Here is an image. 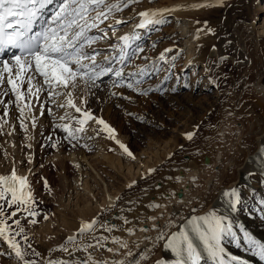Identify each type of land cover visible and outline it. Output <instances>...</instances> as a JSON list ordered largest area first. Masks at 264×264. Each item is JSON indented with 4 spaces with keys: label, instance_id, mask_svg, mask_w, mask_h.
I'll return each instance as SVG.
<instances>
[{
    "label": "rangeland",
    "instance_id": "obj_1",
    "mask_svg": "<svg viewBox=\"0 0 264 264\" xmlns=\"http://www.w3.org/2000/svg\"><path fill=\"white\" fill-rule=\"evenodd\" d=\"M184 2L197 4L204 3L205 0H139V2L130 3L123 11L115 12L110 20L108 19L100 25V28L107 30V38L98 40L92 45V48L100 52V55L96 58L97 63L104 61L106 57L119 56V49L123 47V44L119 47L115 46L116 41L110 37L116 33L118 35L119 33H125L129 29L127 28L129 24L136 22L140 18L139 12ZM260 5L264 7V0H225L223 6L216 7V12L212 16H202V10L198 11L199 15L195 12L194 15H189V17L180 21L175 16L169 15L166 17L168 18L167 23L150 26L151 28L149 27L147 32L142 29L141 34H145V37L139 41V44L137 43V46L143 48L142 52L132 56L131 52L133 50H125L129 55L128 59L123 62V70L125 74H132L126 75V81L131 82L134 86L133 88H129L119 82L114 86L113 81H116L117 78L113 76L111 78L104 77L102 82L97 81L99 86H90V91L87 94L83 92L82 85L76 89H68L78 97V100H82L83 103L84 101L87 102L86 107L88 109L86 111H91V115L95 116L94 118L106 121L115 130L118 141L127 146L135 157L134 159L125 153L116 140L112 141L109 133L104 130L103 125L98 124L96 121L95 123L98 125H95L94 128L91 127V122L87 121L83 125L85 129L83 132L75 131V129L81 127L77 123L79 118L76 116H71L70 118L72 111H70L71 108L69 106H58L60 103V105L66 103L64 101L68 99V90H63L62 94L55 97L48 95L50 90L46 91L48 93L46 101H43L44 98L42 97L36 98L37 95L34 98L32 97L31 105L35 102L39 108L42 103L44 104V110L41 107L33 110V114L37 112L35 128L33 127L35 131L29 129L34 118H32L31 122L29 113L22 107L21 102H13L11 104L13 111L11 117L13 118L14 115V119L17 122L19 121L18 125L12 128L13 131L6 127V122L2 120L0 115V132L6 129L2 132L3 135L0 134V143L7 148L10 144H12V148H15V145L19 147V154H14V157H10L11 159L5 156L6 154H2L3 156L0 157V169H4L9 175L15 170L18 176L27 177L28 185L35 201L31 205V210L38 213V215L33 217L28 212L19 211L15 217L7 220V223L11 225L8 234L19 243L21 251L25 253L26 260H34L36 264L43 263L44 249L38 248L40 240L34 237L35 232H42L45 230L44 226L49 225H51L50 229L52 232V227L56 229L55 227H57L60 218L66 212L69 216H74L73 208L76 209L78 206L86 204V202L91 205L97 204L96 200L92 198L93 196H90V193L88 194L86 190L92 193L93 191L97 193L101 190L98 198L103 201L107 192L111 194L124 192L129 189L132 181H134L133 184L138 183L141 180V173L138 177L136 176L137 179L135 177L132 178L131 176L133 175L128 174V168L137 163V158L145 160L149 156H155L160 158V163L164 162L166 164L169 157H174L176 153V159L179 158L178 160L180 158L185 160L191 153L196 156L206 152L204 155L209 156L212 153L210 151H213V153L215 151L214 154L219 156L216 150L209 149L211 148L209 144L212 142L207 136H210L209 132L212 131L210 128L216 129L218 127L222 129L224 126L227 129L230 126L229 130L232 133L229 132L231 135L227 133L224 136V133L221 134L219 130L220 134L218 135L217 144L221 140L223 143V140L225 141L226 138L230 137L227 140L229 142L227 144H231L230 148L229 145H227L228 147L226 146V148H229V152L238 148L239 143H236V141L240 142L241 147H248L252 154H257V152L261 151L260 149H264V134L261 135L263 140L262 147L260 146L262 144L258 143L259 135L254 133L257 122L253 114L249 113V110H252L251 106L246 109L245 114L239 116L240 118L233 117L231 120L229 118L228 120L227 116L222 114L221 106H219L237 97L240 100L242 97L247 99L250 97L251 99L252 96L255 98L256 95H262L261 97L264 98V94L260 89V85L264 88V61L262 60L264 58V38H260L257 32L261 28L260 26H263L264 20V8L262 9L263 11L259 10ZM56 6L57 4L51 9L49 14L53 13ZM130 15H132V18L129 17ZM117 20L125 23L117 24ZM205 22H207V27H205ZM113 26L116 29L115 33L113 32ZM188 27L192 31L189 36V32L186 33V30H189ZM208 27L214 29V34L207 32L206 35L204 33ZM199 29H203V31L199 32V38H197ZM92 31L95 36L103 35L102 32L96 29ZM201 34L207 38L206 40L210 41L209 45L204 44L205 39V41L199 42ZM188 40L189 43L193 41L191 57H194L196 53L206 56L210 62L208 70L205 64L201 62V59L197 63L192 62L187 65L185 51L187 52L189 48H187L186 44ZM211 42L213 48L219 49L218 55L209 53ZM111 45L115 47H110ZM166 49H171L172 51L166 52ZM87 51H91V49H87ZM160 51L164 52L165 59L158 61L156 59L160 55L158 53ZM172 57H175V60ZM150 61H152V65H149ZM85 62L87 63V61ZM140 62H143L142 65L148 67V71H152V66L155 64V70L153 69L152 73H146L141 77L144 72L136 68ZM112 66L113 68H119L121 64L113 62ZM136 76L141 81L139 85L135 83ZM37 86L42 87V82L38 81V84L34 85V93ZM148 89L151 90L148 91L147 95L140 94L142 90ZM155 89H159V91ZM172 89H175V91H172ZM25 94V96H35L26 91ZM86 95H88V98ZM59 96L60 99H58ZM14 99L16 98L14 97ZM21 108H23V112H21ZM37 114L41 115L40 118ZM77 114L82 118L79 113ZM41 117L43 121L39 122L38 120ZM64 125H68L74 131L75 138L68 135V132L64 130ZM262 125L264 127V122ZM188 133L193 134L191 140L186 138ZM6 136L12 139L10 140ZM4 137H6V140ZM232 137L234 138L232 139ZM10 141L13 142L11 143ZM222 145V148H224V143ZM145 151L148 153L146 152L145 154ZM29 153L32 157L24 158ZM179 155L180 157H178ZM18 158L22 160L19 162ZM262 158L264 160V154ZM10 165L11 167L16 166L15 169H10ZM158 165L159 163L154 166ZM263 174L264 170L251 171L250 176H247L241 183H238L239 181L236 183L238 187L236 186L237 188L235 189L239 191L240 195L242 194L243 198L248 196V194H250L252 200L257 197L261 198L258 196V188L264 189ZM79 181H82V183H77ZM85 181H87L88 187L86 190L83 189ZM220 194L213 201V205H215L214 212L216 215L220 212L233 218L238 208L233 209L231 205L220 202ZM81 195L82 197H80ZM81 198L83 199L80 200ZM244 203L241 200L238 205L240 206L241 204L243 206ZM261 204L259 205V210L264 209V205ZM15 207L8 208L5 205V216L0 217V219H6ZM45 216H47V219L44 218ZM96 217H98L97 214L92 216L91 219L87 218V222L95 220ZM17 219L20 221L19 226L14 223ZM33 219L37 222L31 223L30 221ZM142 221L145 220L142 219ZM151 223L147 229H150ZM20 228H23V232L16 235ZM144 233L150 237L151 243H149L148 248H152L154 245L152 243L156 242L155 239L149 233L145 231ZM69 237L53 239L46 247H49L48 250H50L63 242L67 243ZM223 243L222 247L225 249L226 256H237L248 261V259L230 252L223 246ZM137 245L139 246L138 243ZM143 247H140L142 252L134 261H138L139 264H151V261L146 259L148 254L146 257L144 256L146 251ZM35 253H39V255ZM111 254H114V251ZM0 264H23L2 239L0 241Z\"/></svg>",
    "mask_w": 264,
    "mask_h": 264
},
{
    "label": "bare ground",
    "instance_id": "obj_2",
    "mask_svg": "<svg viewBox=\"0 0 264 264\" xmlns=\"http://www.w3.org/2000/svg\"><path fill=\"white\" fill-rule=\"evenodd\" d=\"M56 4L57 3L54 2V4L50 8H48L46 12L49 13L51 9L55 7ZM197 4H201V3H197ZM178 5L191 6L194 4L192 2L175 3V4H170L168 6H160V8L157 6L158 8H155V9H164V8L174 9ZM263 8L264 7L260 5L259 10L263 11L262 10ZM152 9L153 8H151L150 10ZM201 10L203 11L202 16L204 17L207 15L212 16L216 12V7H207V8H199V9L185 7L177 11L167 12L164 15H165V18L168 17L169 15H173L176 17V19L178 18L180 21L186 17H189V15H194L195 12H197V14L199 15L198 11H201ZM113 14H115V12ZM113 14L110 15L109 20L113 17ZM132 15H130L129 17L132 18L131 17ZM263 18H264V15H263ZM167 19L168 18H166V20ZM140 21H141V17L138 18L136 22L129 24V26L127 27L129 29L128 30L126 29L127 31L125 33H119V35L118 33H116L115 35L110 37L112 40L116 41L115 46L119 47L121 44H123V47H124V42L123 40L120 39L121 37H124V36L131 37L134 35H139L140 39L131 40L130 41L131 48H127L125 50L130 51V50L136 49L137 43L139 44V41L142 40L143 37H145L144 36L145 34H141L142 31L145 30V32H147L149 30V29L142 30V28H138L137 25L140 23ZM49 23L51 26L55 27V25L52 24L51 18L49 20ZM262 25L263 26H260L261 27L260 29L257 28L259 30L257 32L260 38H264V20H263ZM188 28L189 30H186V33L189 32L188 34L189 36L191 35L192 31L190 30V27ZM207 32L208 31H205L204 33L207 35ZM89 35L90 36L93 35V31H91ZM204 39L206 40L207 38L204 35H202L200 37L199 42H203ZM186 44H187V48L189 47L187 52L185 51V54L187 56L186 58L187 65L188 63H192V62L197 63V61L201 59V62L205 64V67L208 70V68L210 67L209 66L210 62L209 60H207L206 56H202L200 53H196L194 57H191L192 55L190 54H191V51L193 50V47H192L193 41L189 43V40H188ZM204 44L209 45L210 41L206 40ZM110 47H113V46L111 45ZM158 53H160V55L157 56L156 60L159 61L161 60L160 59L161 54L164 52L160 51ZM209 53L211 55L219 54V49L213 48L212 42H211V46L209 47ZM9 60H11V58ZM262 60L264 61V58ZM142 63L143 62H140L136 66L137 70L144 72L142 73L141 77L145 75L146 73H152L153 69L155 70V67H156L155 64H153L152 66L153 67L152 71H148L147 69L148 67H146V65H142ZM149 65H152V61H150ZM210 77H209V80H210ZM40 78L41 77H38V76L35 77L32 81L33 85H35L36 83L38 84V81L41 83L42 78L41 79ZM137 79L138 78L136 76L135 80ZM211 81L213 82V80ZM6 87H10V86L5 85L4 87H0V93H3ZM27 87H28V84L26 82L22 86V90H26ZM82 88L85 94L89 93L88 92L90 91L89 89L86 91L83 85H82ZM260 89H261V92L264 94V88L262 85H260ZM56 91L62 94L63 89H56ZM33 93H34V89H33ZM47 94L48 93H46V91L41 90L37 94V97L36 95L35 96L28 95V96H25V100L23 101V103L21 102L22 107L25 109V111H27V113H29L31 122H32V118H34L33 122L31 123V126L29 125L30 126L29 129L31 130H33V127L35 128V119H36L35 117L37 113L36 111H34L36 113L33 114V110L35 108L39 109L40 107L41 108L44 107L43 103L39 106V108L36 106L35 102H33V104L31 105L32 99L34 97L36 98L42 97L44 98L43 101H46ZM53 96L55 97L58 95H53ZM87 96L88 95H86V97ZM261 96L256 95L255 98L252 96L251 99L250 97H248V99L245 97H242L240 100L237 97V98H233L232 101L219 105L221 106L222 114L227 116L226 118L227 119L229 118L230 120L233 117L237 118L240 115L245 114L247 111L246 109H248L249 106H251L252 110H249V113L251 112L253 114L257 122L256 127L254 128L255 129L254 133L259 135L258 137L259 144H262L263 140L261 139V135L264 134V127L262 125V123L264 122V98ZM14 97L15 95L13 93H8L7 95L0 94V100L4 101V104L0 105V115H1L2 120L6 122L5 124L6 127H8L11 130L12 128L16 127L19 122V121L17 122L14 119V115H13V118L11 117V113L13 112L11 104L15 101ZM67 98L69 99V97ZM58 99H60V96L58 97ZM71 99L74 101L77 107H80L82 109V111L91 113V111H86L88 109L86 107L87 102L84 101L83 103L82 100H78V97L75 96L73 92H72ZM67 100L64 101L66 102L64 103L65 106H67ZM70 108H71L70 111H72L70 118L71 116L73 117L76 116L77 118L81 119L80 116L77 114L78 112H76L74 108L72 107ZM15 109H16V105H15ZM79 114L81 115V113ZM37 115L40 118L41 115L39 114ZM41 120L43 121L42 117L38 121L40 122ZM87 121L91 122L92 124L91 127L93 128L95 127V125L99 124V123L98 124L95 123V121L97 122V118L88 119ZM229 127L230 126H228V129L225 126L222 127V129H219L218 127H217L218 129L210 128L212 129V131L209 132L210 136H207L210 138L209 140L212 142L211 144H209L210 146L208 145L209 147H211L209 149L216 150V153L218 152L219 156L218 154L217 156L216 154H214L215 151L213 153V151L209 150L210 153L212 152L209 156L204 155L206 152H204V154L202 155H196V156L192 155L191 153V155L190 154L189 155L187 154L188 156L186 155L187 157L185 160H181V158L180 160H178L179 158L176 159V156H177L176 155L177 153H176L174 157L173 156L171 158L169 157V160L166 161V164H164V162L160 163L161 161L160 158L159 157L157 158L155 156L152 157L148 155L149 157L147 159L144 158L145 160L137 158L136 159L137 163L133 164L134 167L131 166L130 168H128V174L133 175L131 177L132 178L135 177V179H137L138 175L141 173V180H139L138 183H135V184H133L134 181H132L131 187H129V189L124 192L123 191L117 192V193L112 192L113 194L107 192V195L105 196V200L103 198V201H100V199L98 198V194L101 193L100 192L101 190L97 193L95 191H93V193L91 191H87L86 190L88 188L87 181H85L83 183L84 184L83 189L86 190L88 194L90 193V196H93L92 198H94L97 202L96 205H94L95 203L91 205L89 202H86V204L80 207L78 206L76 209L73 208V212H75L74 216H69L68 213L66 212L60 218L57 227H55L56 229L52 227V232L50 229L51 225L44 226L45 230H43L42 232L39 231L37 233L34 231L35 232L34 237L40 240V245H38V248H43L44 253H45V256H42L43 257L42 264H49L50 261H66L67 264H80L81 261H87L88 264H96V262H107V264H116V262L122 261L123 264H131L132 261H134L139 256V254H141L142 246H144L143 248L146 251L144 256L146 257L148 254L146 259L151 261V264H157L158 261H163L165 259L168 261V264H173L174 257L163 249V245L167 242V236H165L164 239L158 238L161 235V232H164L170 235L171 233L182 230L186 221L190 219L191 217L207 216L209 213L214 212L215 205H213V201L215 197L218 196L219 193H221L219 196V201L230 205L228 202V199L224 196V193L230 189L237 188L238 184L236 185V183L238 181H239L238 183H241L243 180H245L247 176H250L249 174L251 171L264 170V160L262 158L263 154L260 151L261 149L259 150L260 152H257V154L255 153L252 154V152L249 151L248 147H241L240 142L236 141V143H239L238 148L232 149L231 152H229L228 150L231 144H227L229 143L227 142V140H229L228 138L230 137L226 138L225 141L223 140L225 150L224 148H222L223 146L222 145L223 143L221 142L222 140L219 142V144H217L218 135L220 133L221 134L224 133V136H226L227 133L231 132L229 130ZM4 130L6 129H3V131ZM219 130L221 131L220 133H219ZM2 132H0V134H2ZM114 136L115 138H112V141L113 140L118 141L117 139L118 137L117 135H115V133H114ZM221 136H220V139H221ZM6 137H4V139ZM233 138L234 137H232V139ZM227 145H229V148H226ZM0 146H1L0 147V157L6 154L5 156H8L10 158V157H14L13 156L14 154L15 155L19 154V147H16V145H15V148H12V144H10L8 148L5 145L3 146L2 144ZM260 146L263 147V144ZM220 148H222V150H220ZM193 149L195 150L194 146H193ZM201 151H202V148H201ZM146 152L147 151H145L144 153L146 154ZM171 152L173 151L171 150ZM30 153L26 155L24 158L32 157L30 156ZM145 156L147 157V155ZM74 157L77 158L76 156ZM178 157H180V155ZM21 160H19V162ZM158 163L161 166L159 165L154 166ZM15 167H11L10 165V169H15ZM0 172H1L0 176L9 175V173L5 172L4 169H0ZM77 183L81 184L82 181H79ZM258 192H259L258 196H260L261 198L257 197L256 199H253V200L250 194H248V196H246L245 198L241 196L242 194L240 195V201L242 200V202H245V203L243 204V206H241V204L240 206L239 205L236 206V209L238 208V210H236V215L233 218L228 216L227 214H223L220 212H218L217 216L225 217L226 218L225 222L227 224H231L232 226V229H231L232 234L229 235L226 233L222 240V243L226 241L225 243H223V246L227 248L233 254H236L238 256H241L242 258L248 259V261H250L253 264H264V262L260 261L257 257L253 256L252 251L248 250V245L246 242V235H250L252 238H254L257 241L264 242V209L259 210L260 203L264 205V189L258 188ZM80 197H82V195ZM82 199L83 198H81L80 200ZM154 205H160V207H154ZM98 213H100V215H98ZM95 214H97L98 216L95 219L97 221V224L98 225L103 224L105 225V228H109L111 230L108 231V230H105V228L96 227L90 235L89 234L78 235L79 230L82 226V223L87 222V218L91 219V217L94 216ZM115 218H117V220H115ZM142 219H144L145 221L141 222ZM150 223L152 226H150V229H147ZM142 229H147V231L145 232L149 233L153 237V239H155L156 242L152 243V245L154 244L152 248L151 247L148 248L149 243H151L149 240L150 237H148V234H145L144 231H142ZM38 235L39 237H37ZM68 236L76 237L75 243L63 242L59 246H56L50 250H48L49 247H46L51 240L58 239V238H66ZM93 237H95V239H93ZM1 239L2 238H0V241ZM97 240H100L101 244H103L102 247L101 246L88 247L87 251H83V248L86 244L95 245L97 243ZM115 240H118L119 242H114ZM134 243H136V245H134ZM137 243L139 244L141 248L137 245ZM197 243H199V241H197ZM124 245H126V247ZM63 247H67L68 251H62L61 249ZM109 248H111L112 251H114V254H111L112 251H108ZM129 253H131V255H129ZM225 258L230 259V257L226 255H225ZM203 264H214V262L210 258H208L207 255L205 254V261L203 262Z\"/></svg>",
    "mask_w": 264,
    "mask_h": 264
},
{
    "label": "snow or ice",
    "instance_id": "obj_3",
    "mask_svg": "<svg viewBox=\"0 0 264 264\" xmlns=\"http://www.w3.org/2000/svg\"><path fill=\"white\" fill-rule=\"evenodd\" d=\"M57 3L52 13L51 21L55 27L49 25L47 28L41 26L39 31L34 30L43 20L42 11L48 5ZM139 2V0H0V57L4 56L5 50L15 48L19 54H14L11 60L0 58V87H6L2 95L13 93L16 102L25 100V91L32 95H37L41 90L49 91V95H59L56 89H76L83 85L87 91L89 87H98L97 81L102 82L104 77H116L113 81L124 84L129 88H133L131 82L126 81V75L123 70V62L128 59V53L125 49L131 48V40H139V35L124 36L120 39L124 42V47L119 49V56L106 57L104 61L97 63V56L100 52L92 45L101 39L107 38L106 29L100 28L110 15L117 11H123L130 3ZM225 0H205L204 3L194 4L191 6L178 5L174 9H155L139 13L141 22L138 28L149 29V26L161 25L167 23L165 13L177 11L181 8L191 7L194 9L223 6ZM47 20H43V24H47ZM117 24L125 23L117 20ZM207 27V22H205ZM96 29L103 33L102 36L89 35ZM113 26V32H115ZM198 30L197 38H199ZM209 33L214 34V29L208 28ZM115 47V46H113ZM86 49H91L87 51ZM143 48L137 46L131 52L135 56L138 52H142ZM166 52L172 51L166 49ZM161 60L165 59L164 54L160 56ZM175 60V57H172ZM87 61V63L85 62ZM113 62L120 63L121 67L113 68ZM174 66V65H173ZM15 69V71H14ZM42 78V87H37L33 93V79L35 77ZM79 81V83H77ZM27 82L28 87L22 90V86ZM140 80L135 81L136 85L140 84ZM46 86V87H43ZM187 86V85H186ZM148 90H142L141 95H147ZM159 91V89H155ZM175 91V89H172ZM67 106L81 113L82 117L77 121L81 125L75 131L83 132V125L88 119H94L90 112L82 111L77 107L71 99L72 92L68 91ZM4 104L0 100V105ZM27 106V105H26ZM64 107L65 105H59ZM23 112V108H21ZM97 123L104 126L110 138H115V130L111 128L104 120H97ZM64 130L69 136H74V131L68 125H64ZM193 134H186V138L191 140ZM120 147L133 159V154L128 150L127 146L120 143ZM264 154V149H261ZM152 171V170H150ZM47 186V182L45 181ZM131 187V186H130ZM229 204L233 209L240 202V193L237 189H230L224 193ZM0 217L5 216V205L14 210L8 214L6 219H0V238H2L10 249L13 250L15 256L23 262V264H36V261L26 260L25 253L21 251V247L14 237L9 236L11 225L7 223L8 219L15 217L17 212L25 211L30 216L38 215L31 210V205L35 203L27 177L18 176L13 170L8 176H0ZM160 207V205H154ZM47 219V216L44 217ZM226 218L217 216L215 212L209 213L207 216L191 217L188 219L182 230L176 231L168 235L161 232L159 239L167 236V242L163 245V249L174 257L173 264H203L205 254L214 264H248V261L237 256L225 258V249L222 247V240L225 234H232L231 224L225 222ZM36 223L35 219L30 221ZM127 222V221H126ZM14 223L19 226L20 221L17 219ZM96 227L105 228L103 224H97L96 220L84 222L79 230L78 235L91 234ZM110 231L111 229L105 228ZM147 231V229H142ZM23 232V228L16 233L19 235ZM194 234V235H193ZM26 239V238H25ZM95 239V237H93ZM76 237H69V243H75ZM199 241V243H197ZM114 242H119L115 240ZM248 250L252 251L253 256L264 262V242H260L246 235ZM103 246L100 240L95 245L86 244L83 251H87L88 247ZM126 247V245H124ZM239 246V244H238ZM29 247H31L29 245ZM62 251H68L67 247H63ZM108 251H112L111 248ZM11 254V253H9ZM39 255V253H35ZM131 255V253H129ZM49 264H67L66 261H50ZM80 264H88L87 261H81ZM96 264H107V262H96ZM123 264V262H116ZM132 264H139L138 261H132ZM157 264H168L165 259L158 261Z\"/></svg>",
    "mask_w": 264,
    "mask_h": 264
}]
</instances>
